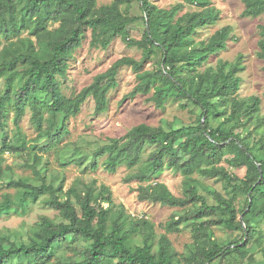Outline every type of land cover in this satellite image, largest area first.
<instances>
[{"label": "trees", "instance_id": "trees-1", "mask_svg": "<svg viewBox=\"0 0 264 264\" xmlns=\"http://www.w3.org/2000/svg\"><path fill=\"white\" fill-rule=\"evenodd\" d=\"M134 1L112 0L110 4L97 6V0H0V46L4 45L0 54V76L19 64L23 65L25 75L17 89H14L11 77L6 84L5 97H8L7 104L16 111V128L20 130L19 122L25 107L29 105L39 134L60 137L68 131L66 122L80 112L82 104L89 97L95 100V112H104L109 91L118 85L119 70L124 66H132L138 71L140 79L132 95L148 92L154 86L158 105H163L165 99L174 95L175 99H186L198 106L202 116L194 125L166 130L139 124L120 138H110L109 144L104 146V149L107 146L110 149L104 161L105 168L115 172L122 164L135 166L141 162L146 146H155L134 177L146 179L160 173L166 166L172 167L185 174V195L176 196L166 184L158 182L140 187L138 197L176 207L199 205L189 212L196 223L195 240L204 242L206 237L211 246H203V255L197 264H212L216 258L233 252L245 255V249L257 232L254 223L258 221V216L264 215V200H261L264 199V140L251 142L247 135L242 136L240 129L252 119V113L259 110L260 100L253 97L243 111V102L229 96L239 86L236 76L238 64L222 62L214 70L190 76L184 73V70L195 69L196 62L204 61L211 54L225 49L231 28H221L207 42L183 53L181 48L188 45L199 27L216 22L219 10L210 5L211 0H183L188 4H196L201 10L186 12L181 16H177V7L164 9L150 0H137L144 13L141 17L130 14L128 8H121L123 4L131 6ZM244 1V16L264 14V0ZM140 19L145 23L144 34L141 39H135L130 35L129 26ZM49 22L59 24L49 28ZM89 28L92 47L106 50L120 36L128 46L141 48L144 57L141 61L130 56L121 57L108 70L96 75L89 86L73 97H67L62 92L60 79L66 77L68 61L74 57ZM25 30L36 37V41L28 36L21 37ZM259 46V55L264 58V38L260 40ZM157 50L162 52L161 68L141 71L144 61L150 59ZM13 93L15 97L11 96ZM5 97L0 100L1 127L9 113ZM219 104L225 109H232L231 118L237 115L238 122L231 128L211 126L212 117L221 114ZM45 114H48L45 119L48 121L47 126H44ZM245 116L247 118L243 121ZM23 146L20 141H4L1 149L19 151ZM104 153L106 151L101 150L98 155ZM227 153L232 155L226 159L231 166L247 168L243 178L231 175L220 164ZM96 166L94 162L93 167ZM33 169L42 182L34 184L24 179H10L7 186L17 189L19 200L15 201L10 194H6L0 202V212H8L16 203L24 206L46 195V204L61 210L68 221L54 224L44 219L40 230L29 242L9 240L8 247L0 245V264H19L23 261L26 264H174L171 242L166 236L160 239L157 250L154 243L149 241L151 234L147 235L143 245L132 246L129 242L131 232L141 224L150 227L148 221L129 219L124 213V206L120 205L116 211L117 217L109 225L111 208L101 204L97 208L93 204L94 190L91 186L83 192L75 187L65 191L60 184L47 183L46 176L35 161ZM1 172L4 169L0 166ZM194 172L205 177H217L243 190L248 197L246 207L241 211L242 219L238 218L232 199L213 191L216 202L210 203L206 196L200 194L197 180L191 177ZM62 195L66 197L62 199ZM99 195L113 204L108 186L102 185ZM72 196L81 204V214ZM213 214L218 216L216 220H203ZM210 225L228 226L241 231L242 237L227 246L221 245L208 233ZM72 236L90 242L83 250V256L69 262L54 261L55 246L67 242Z\"/></svg>", "mask_w": 264, "mask_h": 264}, {"label": "rangeland", "instance_id": "rangeland-1", "mask_svg": "<svg viewBox=\"0 0 264 264\" xmlns=\"http://www.w3.org/2000/svg\"><path fill=\"white\" fill-rule=\"evenodd\" d=\"M160 8L177 9V16L186 12L199 11L196 4H188L183 0H150ZM112 0H97V6L110 4ZM211 6L219 10V16L215 23L199 27L191 36L187 46L181 48V52L189 48L199 46L218 30L230 26V36L227 47L211 54L206 60L196 62L195 69L184 70L188 76L197 72L217 69L222 62L238 64L236 76L239 78V86L235 92H231V98H237L243 102L244 111L247 104L254 97L259 98V110L253 112L252 119L247 121L240 131L242 136H248L252 141L264 140V58L259 55V42L264 38V14L257 17L244 16V0H211ZM122 10L129 9L130 14L143 16L140 2L135 0L131 6L123 4ZM59 23L49 22V28L58 26ZM132 38L141 39L145 23L142 19L129 26ZM21 37L31 36L28 31H23ZM91 29H86L81 46L75 51L74 57L68 61L69 68L65 78H61L62 92L67 97H73L83 88L89 86L96 75L108 70L111 65L124 56H130L137 61L143 60L144 52L137 46H128L126 42L117 36L108 49L94 48L91 46ZM4 45L0 46V54ZM162 52L156 53L144 61L141 71H156L162 66ZM138 71L132 66L122 67L117 75L118 85L111 89L107 95L108 104L104 112H95V100L89 97L81 106L80 112L66 122L68 131L60 137H47L39 134V130L33 119V110L27 105L24 115L19 122L18 131L14 122L15 109L7 104V81L11 77L14 89L24 81L23 65L19 64L12 71L0 76V100L5 97L9 113L4 118V126H0V166L4 172L0 173V202L10 194L15 201L19 200L16 188L7 186L10 179H24L34 184H40L42 179L34 173L33 164L46 176L47 183L62 185L65 191L71 187L83 192L88 186L94 190L93 204L111 208L109 225L117 217L116 211L120 205L124 206V213L129 219L136 221H148L150 227L140 225L131 232L129 242L132 246L143 245L150 235L149 241L158 249V243L163 236L171 242V251L174 264H197L203 255V246H211L205 237L204 242L195 240V219L189 216V212L197 204H188L185 207L165 205L151 200H141L138 197L139 188L162 182L176 196H184L185 174L166 166L160 173L146 179L134 177L140 172L143 162L148 159L155 146H146L141 162L135 166L127 164L119 165L115 172L108 171L104 166L107 158L110 138H120L129 130L139 124H147L154 128L162 127L166 130L194 125L200 120L202 110L186 99H175L174 95L164 100L163 105H158L154 97V86L148 92H139L132 95L133 89L140 83ZM15 97L14 93L11 94ZM221 114L213 116L211 126L231 128L238 122L237 115L231 118L232 109L218 105ZM251 113H248L250 115ZM44 115V126L48 121ZM247 116L243 117L245 121ZM245 123V122H244ZM4 141H13L24 144L19 151L1 149ZM101 150L106 153L98 155ZM232 155L227 153L220 163L231 175L243 178L247 168L233 167L226 159ZM96 162L97 166L93 167ZM197 180L200 194L207 197L210 203L216 202L213 191L221 193L225 198H230L237 208L238 218L242 217L241 211L245 209L248 195L241 189L227 184L217 177H205L198 172L191 174ZM102 185H106L112 192L113 204L105 201L99 195ZM66 195H62L64 199ZM46 195L36 201H30L26 205L16 203L8 212H0V245L8 247L9 240L15 242H29L41 228L44 219L54 224L67 222L61 210L56 209L45 202ZM79 214L82 213L81 204L71 197ZM262 202L264 199H261ZM262 205V204H261ZM217 215H209L203 220H216ZM178 222V223H175ZM174 223V224H173ZM198 225V224H197ZM257 232L245 249V255L230 253L227 256L216 258L212 264H264V215L258 216L254 223ZM208 233L219 244L227 246L242 237L241 231L233 230L224 225H210ZM206 242V243H205ZM90 244L82 237L72 236L67 242L55 246L53 260L69 262L81 258L82 252ZM243 250V249H242ZM19 264H26L25 261Z\"/></svg>", "mask_w": 264, "mask_h": 264}, {"label": "water", "instance_id": "water-1", "mask_svg": "<svg viewBox=\"0 0 264 264\" xmlns=\"http://www.w3.org/2000/svg\"><path fill=\"white\" fill-rule=\"evenodd\" d=\"M241 219H242V217H241Z\"/></svg>", "mask_w": 264, "mask_h": 264}]
</instances>
